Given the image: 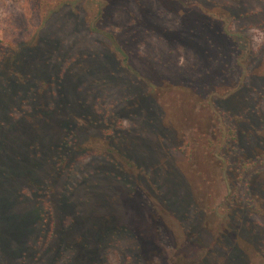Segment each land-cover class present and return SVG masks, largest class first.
I'll return each mask as SVG.
<instances>
[{"label":"rangeland","instance_id":"obj_1","mask_svg":"<svg viewBox=\"0 0 264 264\" xmlns=\"http://www.w3.org/2000/svg\"><path fill=\"white\" fill-rule=\"evenodd\" d=\"M0 264H264V0H0Z\"/></svg>","mask_w":264,"mask_h":264},{"label":"trees","instance_id":"obj_2","mask_svg":"<svg viewBox=\"0 0 264 264\" xmlns=\"http://www.w3.org/2000/svg\"><path fill=\"white\" fill-rule=\"evenodd\" d=\"M228 136H229V137H233V133L229 131V132H228Z\"/></svg>","mask_w":264,"mask_h":264}]
</instances>
